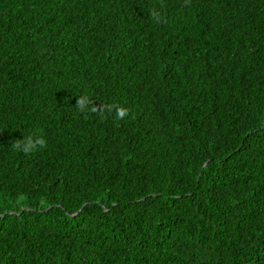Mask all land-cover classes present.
<instances>
[{
	"label": "trees",
	"instance_id": "1",
	"mask_svg": "<svg viewBox=\"0 0 264 264\" xmlns=\"http://www.w3.org/2000/svg\"><path fill=\"white\" fill-rule=\"evenodd\" d=\"M0 264H264V0H0Z\"/></svg>",
	"mask_w": 264,
	"mask_h": 264
},
{
	"label": "clouds",
	"instance_id": "2",
	"mask_svg": "<svg viewBox=\"0 0 264 264\" xmlns=\"http://www.w3.org/2000/svg\"><path fill=\"white\" fill-rule=\"evenodd\" d=\"M87 99V97H84L83 99L78 100L77 104L81 108H84L85 100ZM118 114L120 117H123L125 115V110H120ZM45 146L46 140L42 138L39 131L36 130L30 134L23 135L20 139H18L14 143L13 149L24 154H30L40 149H43Z\"/></svg>",
	"mask_w": 264,
	"mask_h": 264
}]
</instances>
